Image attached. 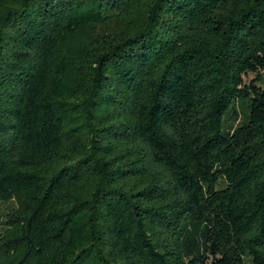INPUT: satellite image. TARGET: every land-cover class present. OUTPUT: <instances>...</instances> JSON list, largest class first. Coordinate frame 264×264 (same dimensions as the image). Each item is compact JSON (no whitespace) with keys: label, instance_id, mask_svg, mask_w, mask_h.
Here are the masks:
<instances>
[{"label":"trees","instance_id":"obj_1","mask_svg":"<svg viewBox=\"0 0 264 264\" xmlns=\"http://www.w3.org/2000/svg\"><path fill=\"white\" fill-rule=\"evenodd\" d=\"M246 261L264 0H0V264Z\"/></svg>","mask_w":264,"mask_h":264},{"label":"rangeland","instance_id":"obj_2","mask_svg":"<svg viewBox=\"0 0 264 264\" xmlns=\"http://www.w3.org/2000/svg\"><path fill=\"white\" fill-rule=\"evenodd\" d=\"M253 76L252 75H249L248 77H247V80H249V79H251ZM246 264H250L248 261H246Z\"/></svg>","mask_w":264,"mask_h":264}]
</instances>
